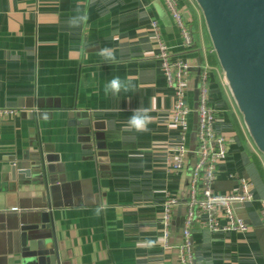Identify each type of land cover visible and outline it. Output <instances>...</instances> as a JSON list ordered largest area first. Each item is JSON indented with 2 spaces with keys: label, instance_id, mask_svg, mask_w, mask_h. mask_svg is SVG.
<instances>
[{
  "label": "crops",
  "instance_id": "crops-1",
  "mask_svg": "<svg viewBox=\"0 0 264 264\" xmlns=\"http://www.w3.org/2000/svg\"><path fill=\"white\" fill-rule=\"evenodd\" d=\"M179 5L195 36L190 50L163 0H0V107L18 109L0 117V264L28 262L20 228L43 208L52 212L62 264H180L178 208L168 242L162 215L168 194L182 203L187 197L195 123L193 113L190 152L174 171L179 130L159 41L191 66L194 111L198 70L210 67L216 130L229 141L215 191L233 192L239 175L254 190V200L235 204L247 231L194 227L196 264H264V155L225 82L201 10L195 0ZM113 78L122 85L117 95L105 91ZM137 109L151 117L146 131L127 127ZM82 111L90 133L74 122ZM37 160L47 179L20 172ZM39 234L53 237L51 228L29 233Z\"/></svg>",
  "mask_w": 264,
  "mask_h": 264
},
{
  "label": "built area",
  "instance_id": "built-area-1",
  "mask_svg": "<svg viewBox=\"0 0 264 264\" xmlns=\"http://www.w3.org/2000/svg\"><path fill=\"white\" fill-rule=\"evenodd\" d=\"M163 2L180 32L185 49H192L195 44L194 32L185 20L179 0H163ZM159 43L160 50L157 57L161 62L162 74L175 96L172 115L173 123L179 130L180 142L174 144L170 151L174 155L172 169L179 171L184 167L190 152L187 140L191 129L190 117L194 113L189 103L193 72L183 55L174 53L162 41ZM210 76V67L202 66L198 73V106L195 109L197 141L193 153L196 160L191 169L187 197L182 203L178 197L168 194L164 202L162 217L165 242H168L171 236L177 208L180 205L185 208L181 222V243L178 245L180 264H196L193 240V230L196 225L208 226L215 231H247L249 225L237 213L235 204L254 200L252 184L246 177L239 178L238 187L233 192L220 194L214 189L219 163L227 155L229 141L215 127L216 111L210 105ZM17 113L18 109L0 107V117ZM261 208L264 217V199L261 200ZM203 216H207V220H203Z\"/></svg>",
  "mask_w": 264,
  "mask_h": 264
},
{
  "label": "water",
  "instance_id": "water-1",
  "mask_svg": "<svg viewBox=\"0 0 264 264\" xmlns=\"http://www.w3.org/2000/svg\"><path fill=\"white\" fill-rule=\"evenodd\" d=\"M195 2L202 12L213 51L244 125L256 148L264 155V0ZM197 86L198 77L194 82L196 100ZM88 116L86 111L77 112L74 119L85 133L92 130ZM194 123H197V111H194ZM20 172L47 179L48 170L45 161L37 160L28 163ZM37 212L39 215H29L30 222L20 228L22 255L28 261L25 264H62L53 231L52 212L44 208ZM181 212L179 206L175 220L180 230ZM50 228L53 237L39 234L31 238L29 235L32 231Z\"/></svg>",
  "mask_w": 264,
  "mask_h": 264
},
{
  "label": "clouds",
  "instance_id": "clouds-1",
  "mask_svg": "<svg viewBox=\"0 0 264 264\" xmlns=\"http://www.w3.org/2000/svg\"><path fill=\"white\" fill-rule=\"evenodd\" d=\"M121 83L118 78H113L106 85V93L111 92L113 95H117L121 90ZM126 90V86H125ZM151 121V117L144 111L139 109L134 110L132 115L128 118L127 127L137 132L146 131L147 124Z\"/></svg>",
  "mask_w": 264,
  "mask_h": 264
},
{
  "label": "rangeland",
  "instance_id": "rangeland-1",
  "mask_svg": "<svg viewBox=\"0 0 264 264\" xmlns=\"http://www.w3.org/2000/svg\"><path fill=\"white\" fill-rule=\"evenodd\" d=\"M194 39H195V36H194ZM172 97H173V102H174V98H175V96H174V94L172 95ZM211 96H210V105L212 106V104H211ZM216 104H217V102H216ZM197 106H198V104H197ZM213 107V106H212ZM215 127H216V113H215ZM193 133H192V138H193V143H194V145L192 146V150H195L196 149V141H197V125L195 124L194 125V128H193V131H192ZM178 137H179V135H178ZM178 142H180V137L178 138ZM177 142V143H178ZM253 169H255V174L256 175H258L259 176V178H260V175H259V172H257V169H256V167H255V165L253 164L252 166H251ZM256 175H254V176H256ZM240 177H245V176H243V175H239V177H237L236 178V182H238V180H239V178ZM247 178V177H246ZM255 178V177H254ZM248 179V178H247ZM249 180V179H248ZM250 181V180H249ZM252 190H253V187H252ZM254 191V190H253ZM245 203H247V202H245ZM245 203H237V208H239V207H242V206H244V204ZM261 215L263 216V210H262V208H261ZM241 216V215H240Z\"/></svg>",
  "mask_w": 264,
  "mask_h": 264
},
{
  "label": "trees",
  "instance_id": "trees-1",
  "mask_svg": "<svg viewBox=\"0 0 264 264\" xmlns=\"http://www.w3.org/2000/svg\"><path fill=\"white\" fill-rule=\"evenodd\" d=\"M182 10V9H181ZM183 13V12H182ZM184 15V14H183ZM186 20V19H185ZM186 22H187V20H186ZM188 23V22H187ZM216 63H217V61H215ZM210 78H211V76H210Z\"/></svg>",
  "mask_w": 264,
  "mask_h": 264
}]
</instances>
